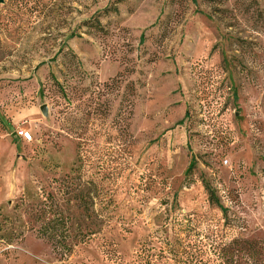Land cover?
<instances>
[{
    "label": "rangeland",
    "instance_id": "obj_1",
    "mask_svg": "<svg viewBox=\"0 0 264 264\" xmlns=\"http://www.w3.org/2000/svg\"><path fill=\"white\" fill-rule=\"evenodd\" d=\"M173 247L264 264V0H0V264Z\"/></svg>",
    "mask_w": 264,
    "mask_h": 264
},
{
    "label": "trees",
    "instance_id": "obj_2",
    "mask_svg": "<svg viewBox=\"0 0 264 264\" xmlns=\"http://www.w3.org/2000/svg\"><path fill=\"white\" fill-rule=\"evenodd\" d=\"M192 168H193V164L192 163H190L189 165H188V167H187V173L189 172V171H191L192 170ZM205 188H206V190L208 191V194H209V199H210V201L212 202V203H215L216 205H218L217 203V200H215L214 198H213V195H212V193H211V191L208 189V186L207 185H205ZM218 207H220V206H218ZM222 209V208H221ZM63 220L64 219H60L59 220V222H61L62 224L64 223L63 222ZM50 223L52 222V221H49ZM48 222V223H49ZM47 223V224H48ZM65 224V223H64ZM52 227H53V230H38V233H40L41 235H47L48 234V236L49 237H54V235H55V233H56V231H58V230H56L55 228H56V223H53L52 224ZM55 227V228H54ZM90 232V231H89ZM224 247V246H223ZM185 253V251L181 248V250H179L177 247H173V248H169V249H166V250H160V252H159V255H160V257H163V255L164 254H168V255H171L173 258H171L173 261H174V263H176V264H189V262H186L185 260H184V258H182V255ZM227 254H228V249L227 248H220L219 249V253H218V255H220V257H221V262H222V264H231L230 263V260L227 258ZM154 256V254H145V256L143 257V259L145 258L146 260H145V264H150V263H152L151 262V258ZM165 256V255H164ZM149 258V259H148ZM170 258V257H169ZM169 258H167V259H169ZM194 264H202V263H200V260L197 258V260H195V263Z\"/></svg>",
    "mask_w": 264,
    "mask_h": 264
},
{
    "label": "built area",
    "instance_id": "obj_3",
    "mask_svg": "<svg viewBox=\"0 0 264 264\" xmlns=\"http://www.w3.org/2000/svg\"><path fill=\"white\" fill-rule=\"evenodd\" d=\"M18 135L20 136V138H22L25 141H31L32 140V133L28 130H19ZM228 161L224 160V164H227Z\"/></svg>",
    "mask_w": 264,
    "mask_h": 264
},
{
    "label": "water",
    "instance_id": "obj_4",
    "mask_svg": "<svg viewBox=\"0 0 264 264\" xmlns=\"http://www.w3.org/2000/svg\"><path fill=\"white\" fill-rule=\"evenodd\" d=\"M40 111L43 115H47V106L45 104L40 106Z\"/></svg>",
    "mask_w": 264,
    "mask_h": 264
}]
</instances>
